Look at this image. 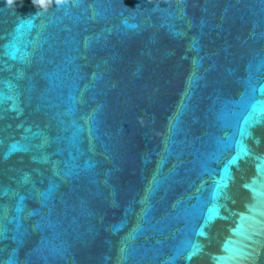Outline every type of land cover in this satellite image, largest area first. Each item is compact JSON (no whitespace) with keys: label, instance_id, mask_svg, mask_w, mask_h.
<instances>
[{"label":"water","instance_id":"1","mask_svg":"<svg viewBox=\"0 0 264 264\" xmlns=\"http://www.w3.org/2000/svg\"><path fill=\"white\" fill-rule=\"evenodd\" d=\"M0 264H264V0H0Z\"/></svg>","mask_w":264,"mask_h":264}]
</instances>
